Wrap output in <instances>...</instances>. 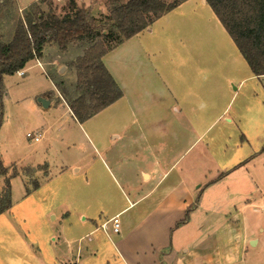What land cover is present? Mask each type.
I'll return each instance as SVG.
<instances>
[{
	"label": "crops",
	"instance_id": "obj_1",
	"mask_svg": "<svg viewBox=\"0 0 264 264\" xmlns=\"http://www.w3.org/2000/svg\"><path fill=\"white\" fill-rule=\"evenodd\" d=\"M49 52L53 42L22 68L49 88L2 77L0 160L23 191L0 213V264H264V74L206 0H179L108 49L122 95L83 120L48 76ZM27 106L59 113L60 135L13 160Z\"/></svg>",
	"mask_w": 264,
	"mask_h": 264
},
{
	"label": "trees",
	"instance_id": "obj_2",
	"mask_svg": "<svg viewBox=\"0 0 264 264\" xmlns=\"http://www.w3.org/2000/svg\"><path fill=\"white\" fill-rule=\"evenodd\" d=\"M44 2L45 0H36L30 3L26 16L18 20L11 38L8 41L0 40V123L3 75L13 74L22 69L29 60L41 56L46 43L54 42L60 49H64L68 42L96 35L97 27L90 21L85 6H76L74 1L70 0L71 11L59 16L51 11L45 12L42 8ZM178 2L179 0L171 3L164 0H127L113 6L109 20L121 34V39L116 44L147 28L156 18L174 8ZM206 2L246 60L252 73L256 76L263 75L264 0H206ZM31 9L34 11L31 12ZM108 49L96 41L80 59L79 68L83 73L77 75L76 88L86 86L90 92V101L94 100L95 103L88 105L84 95L71 97L61 89L63 98L79 120L98 112L122 95L101 60ZM48 76L56 88L60 89L54 76L51 74ZM16 174L15 170L8 174V168L0 160V176L4 177V185L0 189V213L7 211L11 206L10 178Z\"/></svg>",
	"mask_w": 264,
	"mask_h": 264
},
{
	"label": "rangeland",
	"instance_id": "obj_3",
	"mask_svg": "<svg viewBox=\"0 0 264 264\" xmlns=\"http://www.w3.org/2000/svg\"><path fill=\"white\" fill-rule=\"evenodd\" d=\"M70 0H45L42 8L45 12L51 11L56 15L62 16L70 12ZM76 6H85L88 10V16L91 22L97 27L96 35L83 37L75 42H68L64 49L58 48V52L51 54L49 52L45 57L50 62L55 58L54 64L46 63L44 67L48 74L54 76L56 82L59 84V92L62 94L61 89L65 90L71 97L84 95L86 104H93L95 101H90V92L86 86H81L80 89L76 88L77 75L83 73L79 68L80 59L86 54L87 49L96 41H99L103 48H110L115 45L120 39L121 34L116 28L115 24L109 20V13L113 6L124 3L127 0H73ZM166 3H171L177 0H164ZM29 10V5L21 11L18 10L14 0H0V40L8 41L17 25L19 19H23ZM31 12L34 9L30 10ZM61 67V70H59ZM10 85L23 86L27 92L34 90H42L50 87L47 78L41 73L38 67L31 68L23 77L11 76L8 78ZM3 94V89H2ZM38 98V97H37ZM20 126L17 129L16 141L17 146L11 149L10 157L30 158L32 156H39L43 151V146L52 142L60 135V119L59 113L50 110L45 112H38V110L27 106L21 111ZM43 124L48 128L47 134L40 142H32L26 137V132L35 133L39 125ZM34 167H25L24 174L30 176L32 185L36 184L35 179L32 178ZM11 192L13 200L17 198L20 192L23 191V181L20 178L13 177L10 181Z\"/></svg>",
	"mask_w": 264,
	"mask_h": 264
},
{
	"label": "built area",
	"instance_id": "obj_4",
	"mask_svg": "<svg viewBox=\"0 0 264 264\" xmlns=\"http://www.w3.org/2000/svg\"><path fill=\"white\" fill-rule=\"evenodd\" d=\"M16 73L20 76L25 75V71L23 69L17 70ZM26 137L29 138V140L31 141H38L40 138L37 132H27ZM109 221L111 222L113 232H118L120 229V221L118 215H115L114 217L110 218Z\"/></svg>",
	"mask_w": 264,
	"mask_h": 264
},
{
	"label": "water",
	"instance_id": "obj_5",
	"mask_svg": "<svg viewBox=\"0 0 264 264\" xmlns=\"http://www.w3.org/2000/svg\"><path fill=\"white\" fill-rule=\"evenodd\" d=\"M38 100H39L42 104L44 103V99H43V98H39ZM46 104H47V103H46ZM46 104H45V105H46Z\"/></svg>",
	"mask_w": 264,
	"mask_h": 264
}]
</instances>
